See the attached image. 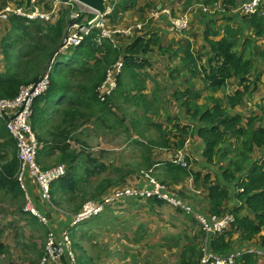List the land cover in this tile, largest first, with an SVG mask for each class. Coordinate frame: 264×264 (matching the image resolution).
<instances>
[{
  "label": "trees",
  "instance_id": "trees-1",
  "mask_svg": "<svg viewBox=\"0 0 264 264\" xmlns=\"http://www.w3.org/2000/svg\"><path fill=\"white\" fill-rule=\"evenodd\" d=\"M6 2L7 0L0 1V9ZM237 2L238 0H225L224 5L230 7L236 5ZM129 6V3L126 4V0L114 3L115 13L111 15V18L115 14L124 13ZM69 12L70 10L67 15H61L56 22L48 23L28 20L17 15H12L9 18L0 40L3 59V67L0 68V98L16 96L22 85L36 82L46 71H49L50 85L34 102L31 125L41 142L39 155L43 154L46 148L62 151L61 157L66 165V174L54 183L58 181L66 183L67 200L70 203L75 202L71 211L80 210L88 199L98 198L110 187L120 184L126 175L133 172L134 166L148 170L155 168V171L163 173L166 178L161 181L166 183L173 192L177 191L172 188L170 182L175 183L179 181L177 179L179 177L183 178L194 174L196 183H199L201 179L205 181L207 195L206 205L202 206L204 213L220 215L231 212L235 217L229 228L210 236L209 244L212 250L226 254L235 249L247 247L249 243L246 241H251L256 234L264 229V162L255 161L246 172H244V165L249 161L256 148H264V126H254L255 116L245 117L241 113L231 115L229 111L242 102L250 89L247 81L248 75L253 69L252 59L246 58L242 51L236 50L235 42L229 37L210 39L208 36L216 31L210 27L205 29L207 33L205 47H209V50L202 72L207 87L217 90L228 86L233 78H239L242 87H239L234 94L227 95L225 99H213L215 103L212 107L195 110L192 117H199L200 125L182 126L178 124L177 128L180 132L178 146L183 145L185 137L189 134L201 137L205 144L202 154L208 163L219 161L218 156L226 161L220 165L221 172L217 173L214 180H211L210 173L202 175L200 171L193 172L191 169L175 166L168 160H153V150L156 147H167L170 142L169 132L171 131H167V129L164 131L163 126L158 124L156 127L159 133L156 138H149L145 141L136 140L137 146L141 148L142 160L136 164H126L125 162L124 167L126 168L122 170L118 158H116V162L108 164L104 160L106 152L102 151L99 157L90 152L89 147L77 137V132L90 124L92 120L102 126L103 122L109 124L111 116L115 114L112 111L118 105L117 99L121 97L126 102V89L124 88L126 87L127 73L132 75L133 70L145 67L148 62L147 55L152 51L151 44L154 40L137 34L129 43L124 44L126 45L124 48L115 46L108 39H103L102 43L98 44L95 40L98 31L94 29L80 44L57 50L64 39L69 24ZM249 18L251 26L257 29L259 35H262L264 16L254 15ZM186 53L191 61L196 60L190 47ZM120 56H123V67L116 77L117 87L110 96L102 101L99 98V87L105 80L108 69L121 58ZM191 71L196 74L194 69ZM121 90H123L122 93ZM138 92V103H141L142 91ZM174 95L177 101L180 100L183 104H188V98L195 101L199 97V92L190 87L185 90L178 89ZM226 99L227 103H225ZM148 110V108L145 109L143 118L150 120V116L147 114ZM262 110L261 118H264V104ZM144 122L145 120L134 121L133 128L143 126L145 129L146 123ZM125 127L126 132H129V125L126 124ZM139 134L145 136L143 131H139ZM0 136L3 138V141L0 142L2 151L8 144L14 146L13 157L0 163V190L25 200L26 192L16 176L19 169L16 141L7 128L6 120L1 116ZM74 137H77L76 142L82 145L79 150L73 148L74 145L71 144ZM3 155L4 153L0 151V158ZM103 172H109L110 175L102 178ZM167 177L171 179L167 180ZM91 178L97 179L98 182L89 189ZM58 190L59 188L56 189L53 185L52 203L62 207L58 201ZM188 197L194 199L192 195ZM149 200L158 203L164 202L157 198H149ZM230 201L232 207L228 206ZM244 210L246 213L242 214L241 212ZM180 211L186 216L190 215L184 210L180 209ZM22 213L26 215V218H30V215L37 218L31 211L25 210V207ZM75 226L69 227V230L73 228L70 235L73 240V249L76 252L82 246L75 239L77 233L74 231ZM199 231L200 235L192 237L186 235L189 241L180 253L182 264H198L201 256L198 243H202L205 237L200 225ZM235 231L241 233V242L236 246L233 244V232ZM85 234L86 232H83V235ZM260 236L261 245L258 247L264 249V234ZM1 238L0 253L4 252L6 248ZM166 240L168 243L162 245L163 247H178L181 236H171ZM64 262L68 264L66 258H64ZM258 263L259 255L254 252H244L236 259L235 264Z\"/></svg>",
  "mask_w": 264,
  "mask_h": 264
},
{
  "label": "rangeland",
  "instance_id": "rangeland-1",
  "mask_svg": "<svg viewBox=\"0 0 264 264\" xmlns=\"http://www.w3.org/2000/svg\"><path fill=\"white\" fill-rule=\"evenodd\" d=\"M118 1L119 0H107L108 4L112 7H114V3H117ZM145 1L146 0H135V3L129 10L124 13L115 14L112 17V20L115 23L121 24L122 26H126V28L131 25L140 24L143 30H149L157 23L156 20L149 18L150 13L156 9L153 6L154 4H156V0H150L149 4L147 5L144 4ZM129 2L130 0H126V4H128ZM41 3L42 0H38L37 4L40 5ZM165 4L168 5L166 2ZM80 7L84 8L83 5H80ZM130 10L135 11L129 12ZM68 11L69 9L67 7H63L61 10V15H67ZM217 11L218 9H216V12ZM112 13H115L114 8ZM158 14L159 12H155V16H157ZM200 19L201 18L193 21L191 23L190 29L179 33V35H181L182 37V40H180L182 41L181 44L187 45L190 42V44L194 46L193 51L196 55H198L199 53H203L205 49L204 46H202L204 40L197 33L201 32L205 27L201 23ZM143 30L140 35H144ZM189 32H192L193 36H195L194 39L190 38L191 35L189 34ZM134 36L136 35L130 37H117V43H119L120 46L124 48L126 45H121L122 42H125L127 44L132 40ZM180 41L177 42L176 36H172L171 34L166 33V35L162 36L161 44L168 45L169 43H176L175 45H179ZM172 55L173 52H168V56ZM201 62L202 61H199L198 64ZM176 63L177 62H174L173 64L175 65ZM193 79L195 82L191 81L189 83H184L183 79L180 78V86H183L181 88L185 90L193 85V89L195 91L199 89L198 98L202 99V102L204 100L211 105L210 96L207 95V92H204V90H202V87L204 85L202 77H200L199 75L198 77H195ZM158 83L161 87L165 85V83L162 81H158ZM124 89H126V87ZM253 93L254 97L256 96V94L258 95V97L263 96V94L260 95L255 90L253 91ZM201 95L203 96L201 97ZM226 96L227 95H221L220 97ZM263 99L264 97L262 98V100ZM253 100L255 99L252 97L248 98L246 96L244 98L243 103L245 102V104L242 106L245 108V112L241 111L238 108L230 109L229 112L231 113V115H234L235 113H241L245 117L255 116L256 120L253 123L254 126H264V119L260 117L262 114H260V112H257L259 110L254 107V103L252 102ZM257 100H260V98H258ZM178 103L179 105H181L182 101L179 100ZM225 103H227V99ZM158 105L159 107H161L164 106V103L160 102L158 103ZM135 109H137V111L140 113L142 111V108H137V106L133 103L127 102L124 103L123 108H121L120 106L114 107V110L112 112H114L115 114L111 116L109 124H105L106 122H103L102 126L100 124H96L95 120H92V122L88 126L83 127V130L81 132H78L81 135V139L85 141V143L83 144L87 145V147H89L88 150L95 154L97 157L102 154V151L106 152V158L104 160L108 164L116 162L115 160L116 158H118L119 164L120 166H122V170L126 168L124 167L125 162L126 164L135 163L139 158L138 155L140 154L141 148L137 147L135 144L133 145L131 139H127L129 137V134L126 132L125 127L126 124H131L132 118L136 119L140 117V113L134 112ZM254 109H256V111H252ZM153 135L157 134L153 132L151 136ZM77 137L79 136L77 135ZM77 137H74V139L71 140V144L74 145L73 148L79 150L82 145L76 142ZM148 137L149 134H147L146 139H148ZM2 141L3 138L0 136V142ZM195 141L196 140L193 139L192 143H190V146H192L193 144L195 147L194 151H199V149H197V142ZM4 148L5 149H3V151L2 148H0V151L4 153L3 157L0 158V163L11 159L14 154V146L8 144ZM174 150L175 149H173V152ZM194 151H191L190 155L188 154V152H186L187 159L189 161V169H200L202 174L210 173L213 180L215 178V175L221 172V169L218 166L219 162L216 161L208 163L203 154V156H198L197 158L196 154H192L194 153ZM61 152L62 151L58 149L46 148L43 154L39 155L40 166L42 168H49L51 166L58 165L59 163L64 162L61 157ZM169 157L170 156H167L165 158ZM204 160H206V162ZM255 161L264 162V148H256L252 153L249 161L244 165V168L248 170V168L251 167ZM144 170L147 171L148 169L145 168ZM150 173L159 180L166 178L163 173L155 171V168H153ZM107 175H110V173L103 172L101 174V176L103 177ZM140 175H143V171L141 170L135 177H126V182H131ZM186 178L187 179L185 180V185H183L181 188L175 186L177 185L175 184L177 182H169L172 184V188L175 189L181 196L202 204L206 194L205 181L201 179L199 183H196L193 176ZM170 179V177H167V180ZM177 179L182 180L181 177ZM55 188H59L58 183L55 184ZM191 195L195 200L188 197ZM39 198L44 201L41 196H39ZM88 200L90 201L93 199L91 198ZM127 201L128 200L121 203H117L118 201H116L115 203H113V206L108 210L109 212L107 210L105 211L106 214L102 218V222L99 225H95V229H92L93 233L90 237H87V239L83 243L82 237L79 236L78 241L80 245L87 251L89 255L93 256V260L97 261L99 259L97 251L98 249L103 247L104 251L99 253V255H102L105 252L106 264H124L126 263V261L130 264L128 257L131 260L133 259L135 264H147L148 261L155 260L154 258L156 257L158 264H182L180 261V253L184 245L189 241L186 238V235H189L191 237L194 235H200V231L196 223L192 220H189L185 216V214L179 210L178 207H173L169 204L159 205L156 201L154 202L155 204L151 206L150 204H148L150 202L146 199H144L143 202L139 200V204H137L139 202L137 199H132V203L130 204H128ZM25 204L26 198L25 200L21 197L16 198L13 197L12 194L5 193L4 191L0 190V237H2L1 240L5 244H7V247L9 249V251L6 252L4 254V257L0 260V264H12V262L24 261L22 259H25L27 256V259H37L40 253L36 251L35 244L37 245V249H43L44 247L46 233H43V230L41 229L43 223H41L38 218H34L32 215H30V218H26V215L22 213V211H24ZM228 206L232 207L231 201L228 203ZM62 208L69 210L65 205H63ZM52 213L56 215L53 211ZM92 219L95 221H99L101 219V216H95ZM89 221L90 220H87V222H83V224L80 223L76 225V232H85L84 225ZM72 231L73 228L71 229V232ZM134 231L138 234L145 235V238L135 240ZM190 232L192 234H190ZM127 233H131L132 236H128ZM261 234H264V229H262L260 233L256 234L251 241H246V243H249V248L256 249L259 245H261L260 241H258L261 238ZM126 235L128 240H126ZM177 235L181 236V240L179 241L180 245L178 247L161 246V244L164 245L168 243V240H166V238L169 239L171 236ZM240 235L241 233L239 231L233 232V244L235 246L241 242ZM106 238L107 240H105ZM93 241H96V243H94ZM198 245L201 251L202 246L205 244L198 243ZM82 247L80 248V252ZM11 248L13 250H11ZM155 249H161V251H155ZM22 253H24V255ZM144 253H150V257L145 259V262H143L142 259ZM13 255H15L17 258L12 259ZM100 263L103 264L104 262L100 261ZM258 264H264V257L259 256Z\"/></svg>",
  "mask_w": 264,
  "mask_h": 264
},
{
  "label": "crops",
  "instance_id": "crops-1",
  "mask_svg": "<svg viewBox=\"0 0 264 264\" xmlns=\"http://www.w3.org/2000/svg\"><path fill=\"white\" fill-rule=\"evenodd\" d=\"M224 1L225 0H156L155 2L156 4L153 5L156 9L150 13L149 18L156 20L157 23L155 24V26L151 27L149 30H143L144 36L146 38L148 39L152 38L154 40V42H152L151 44L152 51L147 55L148 62L145 65V67H141V68H137L133 70L132 75H128L127 73L126 75L127 78L125 82L126 83V102L121 97L117 99V104H118L117 106H120L121 108H123L124 103H127V102L133 103L134 105L137 106V108H142L141 113L138 112L137 109L134 110V112L140 113V117L136 119L132 118L131 124H128L129 132L127 133L129 134V137L127 139H131L133 145L134 144L136 146L138 145V143L136 142L137 139L145 141V140H148L149 138H156L157 135H153V136L151 135L153 134V132H155L156 134L159 133L156 127L157 124L160 126H163L164 131H166V129L167 131H171L169 132V138H170L169 145L167 147H156L152 152L153 160L166 161L172 155H174L176 151H178L179 149H184L190 155L191 151L195 150V147L193 144L192 146H190V143H192L193 139L196 140L195 142H197V149H199V151H194V153L192 154H196L197 158L198 156H203L202 153L205 148V144L202 138L199 137L198 135L189 134L188 136L185 137L183 145L178 146V140H179L178 136L180 132L177 128V125L178 124L182 126L200 125L201 122L199 120V117L197 118L192 117V114L194 113L195 110H199V109L203 110L204 108L212 107L215 103L213 99H225L226 97H220V96L234 94V92L242 85L239 78H233L232 80H230L228 86L221 87L217 90H211L209 87H207V84L205 83L203 79L204 73L202 72V67L205 64L206 56L209 50V47H205V45H207V42H206L207 33L205 31L207 27H210L214 31H216V33L212 32V34L208 36L210 39L217 40L223 37H229L231 40L235 42L236 50L242 51L246 58L252 59L253 69L251 73L248 75V81H247V83L250 85V89L248 93L246 94V96L248 98L250 97L254 98L255 100L252 101L254 103V107L259 110L257 112H260V114L263 113L262 105L264 104V99L262 100V98L264 97V31H262L263 33L262 35H259L257 32V29L251 26L249 17L245 18L244 16H241L238 13L233 12L231 6L228 7L224 5ZM149 2L150 0H146L144 4L147 5L149 4ZM165 2L168 5H166ZM134 3H135V0H130L129 2L130 6L129 8L126 9V11L129 10ZM198 4H203L209 7H216L218 11L215 14H208L206 11H203L201 8H198V10L194 13L191 23L201 18L200 21L205 26L201 32L195 31L204 40V43H202V46H204L205 48L203 53H199L198 55H196L193 51L194 46L190 44V42L187 45L181 44L182 41L180 40H182L181 39L182 37L181 35H179V33H182L183 31L182 32L175 31L172 28L171 23H170V16L166 14L165 12H163V10L170 9L172 14H176L177 12L187 10L188 8L193 7L194 5H198ZM133 11L135 10H130L129 12H133ZM155 12H159V14L155 16ZM191 23L188 29L191 28ZM5 25L6 23L2 24V29H1L2 31L0 30V40H1L2 34L5 29ZM166 33L171 34L172 36H176L177 42L180 41L179 45H175L176 43L175 44L169 43L168 45L161 44L162 36L166 35ZM189 34L191 35L190 38L194 39L195 36H193L192 32H189ZM189 47L193 51L194 57L196 60L192 59L193 61H191L190 57L187 56L186 51ZM168 52H173V55L168 56ZM203 55L205 59L203 58ZM188 58H189V61H188ZM199 61H202V62L198 64ZM174 62H177V63L174 65L173 64ZM2 67H3V59L1 56V49H0V68ZM191 69H194L196 71V74H193ZM199 75L200 77H202V80L204 81L202 90H204V92H207V95L210 96L211 105L207 101L203 100L202 102L201 101L202 99L200 98L196 99L195 101H192L190 100V98H188L189 99L188 104H183L182 102V104L179 105L174 95V93L178 89L183 90L181 88L183 86H180L179 79L180 78L183 79L184 83H189L191 81L195 82L193 78L198 77ZM158 81L164 82L165 85L161 87ZM191 87H193V85ZM139 90L142 91L141 94L143 95L141 99L142 101L141 103H138V99H137L139 96V92H138ZM198 90L197 92H199ZM254 90L257 91V93L260 95L263 94V96L258 97V95L256 94V96L254 97V93H253ZM122 91L123 90H121V93ZM202 96L203 95H201V97ZM258 98H260V100H257ZM243 100L234 109L238 108L241 111H244L245 108L242 105H244L245 102L243 103ZM160 102L161 103L163 102L164 106L159 107L158 103ZM147 108L149 109L147 114L150 116V120H147V118L146 119L143 118V114L145 112V109ZM256 109L252 111H256ZM260 117H262V115ZM136 120H145L144 123H146L145 124L146 128L144 129L142 126V127H138L134 129L132 124ZM82 130H83V127L78 132H81ZM139 131H143L145 133V136L144 135L141 136L139 134ZM78 132L77 134L79 138L81 139V135ZM147 134H149L148 139H146ZM81 142L85 143V141H83L82 139H81ZM173 149H175L174 152H173ZM138 156L139 158L134 164L142 160L141 151ZM167 156H170V157L165 158ZM217 158L219 159V161L217 160V162H219L218 163L219 167L220 165L226 163V161H223L221 159V156H218ZM204 161L206 162V160ZM144 169L143 167L137 168L136 166H134L133 172H131L129 175H126L125 177H128V176L135 177L140 170H144ZM197 171L201 172L200 169L193 170V172H197ZM186 179L187 178L185 176L182 178V180L178 179L179 181L175 183L177 184L175 186L178 188H181L183 185H185ZM91 180L92 182L90 183L89 189H91L92 185H95L98 182V180L94 178H91ZM56 183L59 184V190H58L59 200L58 201L60 202L62 206L65 205L68 207L69 210H71L75 202L70 203L67 200L66 183L63 181H58V182H55L54 185ZM26 189L29 193L30 204L35 206L37 209H39L44 215H47L48 217L51 218L50 219L51 227L55 228L58 234L64 231L67 226L66 219L60 213H57L56 215H54L52 213V207L50 203L47 201H42L39 198L40 195H39L38 185L37 183H35L33 177H31L30 175H27L26 177ZM206 195H207V192L205 194V198H206ZM132 199L134 198L132 197L123 198V200H119L117 203L125 202L126 200H128L127 202L128 204H130L132 203L131 202ZM144 199L148 200L150 202L148 204H150L151 206L155 204L154 202L151 203L149 198L148 199L144 198ZM144 199H137V200L138 201L141 200L143 202ZM139 203L140 201L137 204ZM158 204L168 205V203H165V202L158 203ZM204 205H206L205 199L201 204V208H203L202 206ZM112 206L113 205L107 206L104 209V211L95 215L96 217L101 216V219L99 221L93 220L92 219L93 217H92L89 221L90 223L88 222L87 224L84 225L85 227L84 231L86 232V234L83 235V233L77 232L76 238H75L76 241H78L79 236L82 237V243L87 239V237H90L91 234L93 233V230L95 229V225H99L102 222V218L106 214L105 211L106 210L108 211ZM241 213L245 214L246 211L244 210ZM186 217L189 220L194 221L197 227L199 228V223L195 218H193L191 215L186 216ZM41 229L43 230V233H46L47 227L45 225H42ZM74 231H76V227ZM127 234L130 237L132 236L131 233H127ZM190 234L192 233L190 232ZM134 238L135 240H140L141 238H145V235L138 234L137 232L134 231ZM45 240H46V237H45ZM105 240H107V238ZM126 240H128L127 235H126ZM258 241H260V239ZM93 242L96 243V241H93ZM5 247H6L5 251L0 253V260L4 257V254L9 251L7 244H5ZM35 247H36V251L40 253L37 259H27L28 257L27 256L25 259H22L24 261L12 262V264H21V263L39 264L40 259L44 252V247L43 249H37L36 244H35ZM11 250L13 249L11 248ZM103 251H104L103 247L98 249L97 253H98L99 259L97 261H94L92 258L93 256L89 255L87 251L82 247L81 252H80V249L76 250L77 264H101L100 261H103L104 262L103 264H106L105 252L104 254L99 255V253ZM155 251H161V249H155ZM22 254L24 255V253ZM149 257H150V253H144L142 257L143 262H145V259ZM16 258L17 257L13 255L12 259H16ZM154 259L155 260L148 261L147 264H152V263L158 264V261L156 260L157 257ZM128 260L130 264H135L133 259L131 260L128 257ZM63 264H67V263L64 262ZM124 264H129V263L126 261V263Z\"/></svg>",
  "mask_w": 264,
  "mask_h": 264
},
{
  "label": "built area",
  "instance_id": "built-area-1",
  "mask_svg": "<svg viewBox=\"0 0 264 264\" xmlns=\"http://www.w3.org/2000/svg\"><path fill=\"white\" fill-rule=\"evenodd\" d=\"M37 2L38 0H32L30 8H26V3H20V1L8 2L4 5L0 9V30L2 29V24L7 23L12 15L41 22H55L61 17L62 8L67 7L70 10L69 24L67 37L63 39V49L80 44L94 29L98 31L95 39L98 44H101L103 39H108L115 46H120L117 43V37H126L133 32V27L126 28V26L112 21L110 15L113 7L110 5L101 13L81 4L77 0H42L40 5ZM80 5H83L84 8H81ZM198 6L208 13H216V7H209L203 4ZM231 7L233 12L241 16H264V0H238L236 5ZM189 9L171 17V26L174 30L182 31L189 28L193 12L198 10L195 6ZM165 11L170 13L167 9ZM70 21H72V24H70ZM122 58H119L108 69L107 76L99 87V98L102 101L110 96L117 87L116 77L122 71ZM49 85L50 76L49 71H47L36 82L22 85L16 96L0 98V116L6 120L7 128L17 145V157L19 159L18 180L21 187L25 190L27 198L25 210L31 211L47 227L44 254L39 264H63L64 258H67L69 264H77L69 227L91 219L104 211L108 205H112L116 201L127 197L134 199L157 198L173 207L184 210L187 214L196 218L205 236L202 241L205 245L201 248L198 264H235L236 259L244 252H254L264 257V249L259 247L252 249L249 246H244L226 254L213 251L209 244L210 236L219 234L228 228L230 223L235 220L234 215L231 212L220 215H209L206 212L205 214L197 202L173 192L166 183L151 175L150 171L152 169L141 170L143 175L138 176L131 182H126L125 178L122 183L110 187L100 197L85 202L82 208L76 212H69L53 206L54 212L62 214L67 224L65 230L58 234L55 228L51 227V218L30 204L29 193L26 190V177L30 175L39 187L41 198L51 205V183L66 174V165L64 163L49 168L40 166L38 153L41 148V142H39L31 125L34 102L48 89ZM172 162L182 167H189L186 151H177L172 156Z\"/></svg>",
  "mask_w": 264,
  "mask_h": 264
},
{
  "label": "clouds",
  "instance_id": "clouds-1",
  "mask_svg": "<svg viewBox=\"0 0 264 264\" xmlns=\"http://www.w3.org/2000/svg\"><path fill=\"white\" fill-rule=\"evenodd\" d=\"M23 1V3H26V0H22ZM8 2H18V1H16V0H7V2H6V4L8 3ZM79 2V1H78ZM5 4V5H6ZM82 4V3H81ZM84 5V4H83ZM199 5V4H198ZM198 5H194L195 7H197V9L198 8H200ZM107 6H109V4H108V2L106 1V7ZM111 6V5H110ZM91 8V7H90ZM114 8V7H113ZM2 9V8H1ZM105 10H106V8H105ZM166 9H164L163 10V12H165L166 14H168L169 16H170V23H171V17L172 16H176V15H178L179 13H182V12H184V11H186V10H184V11H180V12H177L176 14H172L171 13V11H170V9H167V10H169L170 11V13H167L166 11H165ZM187 10H190L189 8L187 9ZM192 10V9H191ZM97 11V10H96ZM113 12V11H112ZM194 13L195 12H193V15H194ZM113 13H111V15H112ZM110 15V16H111ZM193 15H192V18H193ZM112 19V18H111ZM39 21V20H38ZM192 21V20H191ZM41 22V21H40ZM56 22V21H55ZM42 23H48V22H42ZM115 23V22H114ZM116 24H118V23H116ZM138 25H140V24H136V25H131V26H129V27H133V32H132V34L131 35H128L129 37L130 36H133V35H137V34H141L142 33V27H141V25H140V27H138ZM68 28V27H67ZM188 29V28H187ZM187 29H185V30H187ZM185 30H182V31H185ZM175 31H178V30H175ZM182 31H179V32H182ZM125 44V42H122V44L121 45H124ZM62 49H63V47H62ZM67 49V48H66ZM47 72V71H46ZM50 76V75H49ZM12 136V135H11ZM17 146V145H16ZM179 150H184V149H179ZM178 150V151H179ZM185 151V150H184ZM177 152V151H176ZM172 156H174V155H172ZM172 156L168 159V161L169 162H171L173 165H175V166H179V165H176V164H174L173 162H172ZM38 161H39V154H38ZM187 161H188V159H187ZM188 163H189V161H188ZM60 164V163H59ZM65 164V163H64ZM179 167H182V166H179ZM183 168H187V169H189L190 167H183ZM153 170V169H152ZM192 171H193V169H191ZM247 171V169H245V171L244 172H246ZM17 179H18V172H17ZM64 176V175H63ZM190 176H193V178H194V175H190ZM190 176H188V177H190ZM62 177V176H61ZM60 178V177H59ZM57 179H55V180H53L52 181V183H51V191H52V188H53V185H54V181H56ZM19 181V180H18ZM161 181V180H160ZM39 188V187H38ZM27 190V189H26ZM175 193H178V192H175ZM179 194V193H178ZM39 195H40V193H39ZM180 195V194H179ZM51 199H52V193H51ZM26 203H27V198H26ZM166 203V202H165ZM198 203V202H197ZM199 204V206H200V208H201V204L200 203H198ZM26 205V204H25ZM53 206H55L53 203H51V207H52V211L54 212V208H53ZM109 206V205H108ZM35 207V206H34ZM55 207H57V208H59V209H61L62 207H58V206H55ZM62 209H64V208H62ZM202 209V208H201ZM65 210H67V209H65ZM180 210V209H179ZM67 211H69V212H74V211H71V210H67ZM41 212V211H40ZM55 214H56V212H54ZM233 214V213H232ZM234 215V214H233ZM192 216V215H191ZM193 217V216H192ZM194 218V217H193ZM90 220V219H89ZM42 223V222H41ZM44 225V224H43ZM230 226V225H229ZM201 228V227H200ZM202 230V229H201ZM70 232V231H69ZM46 237H47V231H46ZM72 238V237H71ZM45 242H46V240H45ZM44 249H45V246H44ZM76 253V252H75ZM43 254H44V252H43ZM43 256V255H42Z\"/></svg>",
  "mask_w": 264,
  "mask_h": 264
},
{
  "label": "water",
  "instance_id": "water-1",
  "mask_svg": "<svg viewBox=\"0 0 264 264\" xmlns=\"http://www.w3.org/2000/svg\"><path fill=\"white\" fill-rule=\"evenodd\" d=\"M80 3L91 7L94 10H97L101 13H103L105 11L106 8V1L107 0H77ZM32 6V0H26V8H30ZM70 24H72V21H70ZM68 34V29L66 30L65 36L64 38L67 37ZM64 46V40L61 42V44L59 45L58 49L62 48Z\"/></svg>",
  "mask_w": 264,
  "mask_h": 264
}]
</instances>
